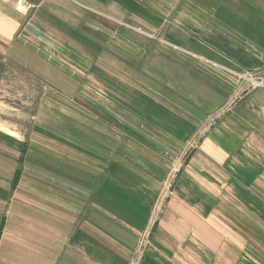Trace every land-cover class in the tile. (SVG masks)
Returning a JSON list of instances; mask_svg holds the SVG:
<instances>
[{
  "label": "crops",
  "instance_id": "crops-1",
  "mask_svg": "<svg viewBox=\"0 0 264 264\" xmlns=\"http://www.w3.org/2000/svg\"><path fill=\"white\" fill-rule=\"evenodd\" d=\"M252 78L264 0H0V264H264Z\"/></svg>",
  "mask_w": 264,
  "mask_h": 264
},
{
  "label": "rangeland",
  "instance_id": "rangeland-1",
  "mask_svg": "<svg viewBox=\"0 0 264 264\" xmlns=\"http://www.w3.org/2000/svg\"><path fill=\"white\" fill-rule=\"evenodd\" d=\"M8 69H10L8 67ZM8 80H10L8 78ZM2 85V83H1ZM15 92H13L12 95H8L10 97H20L19 94H16ZM2 95V94H0ZM14 99V101H16V98H12ZM156 220H158V213L154 214V216L151 218V224L150 226L148 225L147 229L144 231V233H142V235L140 236L139 242H138V247L135 250L134 255H132V258L130 260V264H141V261L144 258V255L148 249V246L150 245V239L152 236V232L154 229V225Z\"/></svg>",
  "mask_w": 264,
  "mask_h": 264
},
{
  "label": "built area",
  "instance_id": "built-area-1",
  "mask_svg": "<svg viewBox=\"0 0 264 264\" xmlns=\"http://www.w3.org/2000/svg\"><path fill=\"white\" fill-rule=\"evenodd\" d=\"M252 81L254 82V84L256 85H262L264 82H263V79H253L252 78Z\"/></svg>",
  "mask_w": 264,
  "mask_h": 264
}]
</instances>
